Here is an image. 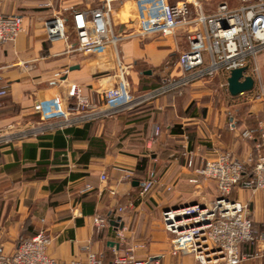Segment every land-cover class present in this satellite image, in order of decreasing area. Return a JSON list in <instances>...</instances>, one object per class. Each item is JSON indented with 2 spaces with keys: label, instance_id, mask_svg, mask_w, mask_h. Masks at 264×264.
Returning a JSON list of instances; mask_svg holds the SVG:
<instances>
[{
  "label": "crops",
  "instance_id": "0c3cea01",
  "mask_svg": "<svg viewBox=\"0 0 264 264\" xmlns=\"http://www.w3.org/2000/svg\"><path fill=\"white\" fill-rule=\"evenodd\" d=\"M195 1L201 4L208 0ZM127 3L131 4L123 20L122 9ZM82 4V0L73 4L68 0H0V13L23 17V30L15 40L0 45V88L7 90L0 98V127L34 120L33 102L50 100L54 92L64 96L72 93L65 96V104L74 112L96 107L101 103L99 92L116 85V62L110 50L69 51V45H75L74 35L69 43L47 38L45 22L57 11L65 9L69 21L73 10L88 11L99 3ZM112 20L116 31H133V2L115 4ZM189 27H180L171 36H132L120 42V57L130 64L132 91L160 82L161 74L170 71L167 67L171 63L167 62L188 47ZM64 67L65 78L76 83L75 89L55 82L53 70ZM246 74L253 77L252 89L237 94L229 91L226 74H216L227 87L225 105L190 108L191 100L198 98L194 87L202 80H197L181 93L160 95L111 117L0 145V250L10 253L20 237L44 228L51 237L47 251L60 260L85 259L93 252L104 264H112L116 252L143 243L134 249L138 258L156 257L159 264H195L192 254L171 252L170 236L158 209L162 212L214 197V180L197 174L194 168L219 150L231 151L245 168L253 163L264 117L259 99L249 97L258 86L251 65ZM155 126L159 132L153 135ZM189 155L191 166H187ZM148 177L156 182L139 197V187ZM193 177L197 180H191ZM87 184L89 188H85ZM230 195L248 201L250 208L254 203L253 220L264 230V191L251 192L240 181ZM147 202L155 206V216L141 217L139 210ZM97 215L108 219L100 228L93 222ZM114 220L123 225L122 238ZM242 248L257 251L254 242H245ZM238 264H264V251Z\"/></svg>",
  "mask_w": 264,
  "mask_h": 264
},
{
  "label": "built area",
  "instance_id": "2783aa9c",
  "mask_svg": "<svg viewBox=\"0 0 264 264\" xmlns=\"http://www.w3.org/2000/svg\"><path fill=\"white\" fill-rule=\"evenodd\" d=\"M126 1L133 2L135 24L133 31L120 33L115 30L112 9L115 4ZM98 3L88 11L76 9L71 12L69 22L75 45H69V51L94 53L110 50L116 62V85L99 92L101 103L96 107L74 112L65 104V96L70 97L72 93L64 96L60 92H54L50 100H35L32 108L37 118L25 124L9 123L0 127V145L38 137L63 126L111 117L120 110L152 101L160 95L169 92L181 93L192 82L211 78L219 72L228 76L231 69L237 67H245L246 74L248 66L251 65L258 86L249 97L264 99V85L259 77L257 64L258 53L264 51V0H239L236 5L220 1L209 13H205L195 0L174 3L169 0H98ZM191 4L194 14L191 13ZM67 22V18L59 13L49 18L45 22L47 38L62 39L69 43ZM193 24L197 27L187 30V49L178 53L172 61L174 71L161 74V81L152 87L132 91L128 78L130 64L122 61L118 43L132 36H171L178 28ZM22 30L21 15L0 13V45L14 41ZM66 72L67 67L54 69L55 82L75 89L76 83L65 78ZM6 91V88H0V98ZM158 132L159 127L155 126L153 135ZM255 150L253 163L246 171L244 179L243 162L229 150L217 151L215 156L194 168L197 174L214 180L216 194L210 200L199 199L166 208L161 212L163 227L170 236L172 253H190L195 264H238L261 250L264 251V230L256 226L248 201L230 195L240 181L251 192L258 189L264 191V121L255 141ZM191 165L192 159L189 155L187 166ZM105 177L102 173L101 179ZM191 180L196 181L197 177ZM155 182L154 177L144 179L138 196H145ZM89 187L87 184L85 188ZM122 208L118 207L119 210ZM93 222L100 228L107 219L97 215ZM116 232L122 238L123 225H118ZM50 242V235L44 228H40L29 237H20L12 252L4 253L0 250V264H104L102 257L93 252H89L85 259H57L47 251ZM245 242L256 243L257 251L244 250L242 244ZM143 245L136 243L124 252H116L112 264H159L156 257L135 256L134 249Z\"/></svg>",
  "mask_w": 264,
  "mask_h": 264
},
{
  "label": "rangeland",
  "instance_id": "374dc122",
  "mask_svg": "<svg viewBox=\"0 0 264 264\" xmlns=\"http://www.w3.org/2000/svg\"><path fill=\"white\" fill-rule=\"evenodd\" d=\"M75 1H79V0H68L69 4H73ZM170 2H177V1H182V0H169ZM223 1H227L228 4L230 5H236L238 4V1L239 0H223ZM94 2H96V0H82V3L83 4H86V3H90V5L92 6L94 4ZM220 2V0H208V1H204L203 3L199 4L203 11L205 13H209V12H212L217 4ZM45 5L48 4V3H44ZM82 4V5H83ZM128 4H131V3H127V5H125L124 9H122V19L125 20L126 17H127V14H128ZM190 6V9H191V13L194 14V7L191 5ZM127 10V11H126ZM57 13H59L60 15H63L65 16V9H62L60 11H57ZM197 26H190L188 30H193L195 29ZM67 33L70 35V37L73 35L72 33V30H71V26H70V22L68 21L67 22ZM120 44L121 43H118V50L120 49ZM119 54L121 55L120 53V50H119ZM177 54H174L173 55V59H171V61H174L177 57ZM257 59L259 61V66H258V74H259V77L261 79V81L263 82V85H264V51L261 52V53H258L257 55ZM171 64L167 67L170 71H174V65H173V62H170ZM163 66V63L162 65ZM128 77H130V73L128 74ZM131 87V86H130ZM195 90H197V95H198V98H193L190 102V108H193V106L196 107V105H198V107H203L205 105H211V106H219V105H222V104H226V98H225V94L227 92V87L224 83V81L222 79H220V77H218V75H214L213 77L211 78H208V79H205V80H202L201 82H199L198 85H196L194 87ZM132 90V89H131ZM258 103H261L262 105V117H264V99L263 100H257ZM198 102V104H196ZM249 105V104H247ZM201 110V109H200ZM213 197H210V198H205L207 200H210L212 199ZM145 202L147 200H144ZM148 203V202H147ZM145 206V207H144ZM251 208H254V203L251 202ZM155 206L153 205V203H148L147 206L144 204L143 205V208H141L139 211L141 212V217H144L145 214H147L148 217H151V216H155ZM158 216H159V219L161 220V211L158 209ZM162 223V221H161ZM162 226H163V223H162Z\"/></svg>",
  "mask_w": 264,
  "mask_h": 264
},
{
  "label": "water",
  "instance_id": "95a60500",
  "mask_svg": "<svg viewBox=\"0 0 264 264\" xmlns=\"http://www.w3.org/2000/svg\"><path fill=\"white\" fill-rule=\"evenodd\" d=\"M245 67H237L231 69L228 77V89L232 94H237L240 91H245L253 86V77L250 74H244ZM115 225H119L117 220L112 221ZM113 242V241H111Z\"/></svg>",
  "mask_w": 264,
  "mask_h": 264
},
{
  "label": "trees",
  "instance_id": "16d2710c",
  "mask_svg": "<svg viewBox=\"0 0 264 264\" xmlns=\"http://www.w3.org/2000/svg\"><path fill=\"white\" fill-rule=\"evenodd\" d=\"M157 83H159V82H157ZM157 83H155V84H153V85H151V86H149V87H152V86H154V85H156ZM148 87V88H149ZM145 89H147V88H145ZM141 90H144V89H141ZM141 90H139V91H141ZM252 165V164H251ZM251 166H249L248 168H245L244 169V173H243V178H245L246 177V171H248L249 170V168H250ZM107 222H108V219H107Z\"/></svg>",
  "mask_w": 264,
  "mask_h": 264
}]
</instances>
